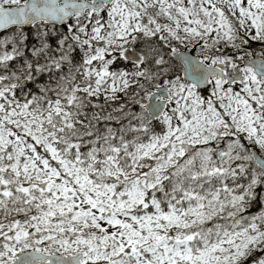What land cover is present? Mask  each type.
Instances as JSON below:
<instances>
[{"label":"snow or ice","instance_id":"1","mask_svg":"<svg viewBox=\"0 0 264 264\" xmlns=\"http://www.w3.org/2000/svg\"><path fill=\"white\" fill-rule=\"evenodd\" d=\"M0 264H264V0H0Z\"/></svg>","mask_w":264,"mask_h":264}]
</instances>
